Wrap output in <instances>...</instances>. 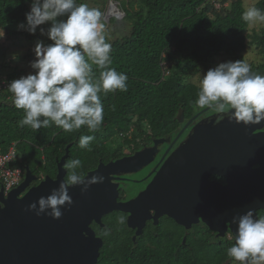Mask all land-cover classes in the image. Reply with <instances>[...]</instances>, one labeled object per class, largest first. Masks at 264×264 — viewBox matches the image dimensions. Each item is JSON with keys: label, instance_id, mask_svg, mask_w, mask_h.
<instances>
[{"label": "trees", "instance_id": "16d2710c", "mask_svg": "<svg viewBox=\"0 0 264 264\" xmlns=\"http://www.w3.org/2000/svg\"><path fill=\"white\" fill-rule=\"evenodd\" d=\"M30 3L31 0H0V26L9 35L31 40L37 35L39 41L52 43L40 34L39 28L30 34L14 27L26 20ZM108 3H103V15ZM254 6L264 9V0H256ZM121 8L125 12L123 19L104 23L107 34L110 26L119 21L130 25L127 35L106 36L112 44L111 67L127 74L128 90L101 93L104 121L98 131L88 132L82 127L65 133L54 124L38 131L21 128L18 121L23 118V110L14 106L10 91L0 92V149L7 151L16 144L20 163L28 164L33 173L55 177L69 144L66 162L79 158L86 175L100 161H109L122 155L124 149L138 146L139 139L173 137L184 123L181 115L186 121L201 110L195 101L202 75L220 62L244 60L250 36V24L241 19L246 10L244 0H127V7L121 3ZM261 32L264 34V23ZM254 34L259 33L250 37ZM93 71L98 78L100 69L93 65ZM17 75L25 76L22 70L15 69L0 74V78L13 79ZM81 134L96 137L91 151L78 146ZM260 214L264 216V210ZM117 217L118 213H114L105 220L111 234L105 238L97 264H224L229 259L226 249L234 243L228 235L217 237L202 222L185 229L165 217L158 226L147 228L135 244L126 223L118 224Z\"/></svg>", "mask_w": 264, "mask_h": 264}, {"label": "water", "instance_id": "95a60500", "mask_svg": "<svg viewBox=\"0 0 264 264\" xmlns=\"http://www.w3.org/2000/svg\"><path fill=\"white\" fill-rule=\"evenodd\" d=\"M216 120L195 124L147 187L128 202L118 201L115 176L136 172L149 164L158 144L170 139L159 138L152 148L109 163L100 162L85 177L103 175L105 181L92 185L83 194L82 186L70 187L74 203L62 208L60 219L47 214L37 216L26 209L41 196L50 195L66 178L64 164L70 144L58 162L56 177L47 175L33 185L38 177L25 164L23 182L7 194L4 187L0 190V264H97L104 240L90 224H102V217L116 210L129 214L128 225L136 229L134 239L143 233L148 220L158 224L162 216L172 218L185 229L202 222L217 237L224 238L228 232L234 235L237 225L230 224L234 216L250 209L259 216V210L264 209V157L256 146L259 135L251 134L254 125L237 124L226 114L219 124ZM244 139L248 141L247 148L240 153L236 147ZM227 156L232 158V164ZM211 173L223 175L226 183L210 180ZM231 261L229 258L224 264Z\"/></svg>", "mask_w": 264, "mask_h": 264}, {"label": "clouds", "instance_id": "9594fccd", "mask_svg": "<svg viewBox=\"0 0 264 264\" xmlns=\"http://www.w3.org/2000/svg\"><path fill=\"white\" fill-rule=\"evenodd\" d=\"M119 3L121 8L120 0ZM25 15L26 23H19L17 30L35 34L39 28L40 34L52 43L38 40L33 48L35 59L30 62L34 72L7 84L14 106L24 113L18 126L38 131L54 124L65 133L77 132L82 127L88 132L98 131L104 121L101 93L128 90L127 74L111 67L112 44L105 35L102 12L77 0H31L30 11ZM107 18L106 23L115 17ZM241 19L249 24L264 23V9L250 6ZM4 36L3 30L0 39ZM11 58L17 60L19 54L13 53ZM93 65L100 69L98 78ZM195 106L217 113V124L225 114L237 124H260L264 122V74L254 72L242 59L220 62L202 75ZM95 139L94 135L81 134L78 146L91 151ZM64 168L67 175L59 187L28 205L27 211L60 219L64 214L62 208H70L74 203L70 187L82 186L83 194L92 185L105 181L103 175L85 177L79 158L68 160ZM126 221L125 216L117 217L120 225ZM230 224L237 225L234 243L226 249L233 264H264V216L250 209L234 216ZM110 234L111 230L106 228L104 235Z\"/></svg>", "mask_w": 264, "mask_h": 264}, {"label": "flooded vegetation", "instance_id": "af4514ba", "mask_svg": "<svg viewBox=\"0 0 264 264\" xmlns=\"http://www.w3.org/2000/svg\"><path fill=\"white\" fill-rule=\"evenodd\" d=\"M3 30L6 33V29L4 27L0 26V32H3ZM257 33H259V32H257ZM251 35L252 34H250V36ZM250 36L247 39L248 46H247V48L243 54L244 55V61L251 65L252 70L254 72L264 74V34H262V32H260L259 34H254L252 36V38ZM215 66L216 65H214L213 67H215ZM213 67H211V68H213ZM217 118H218V114L212 112L209 109H201V110L197 111L194 115H192L186 121H184V116L181 115L180 121H182L184 123H183L182 127L180 128L179 132L176 135H174L173 137L170 135L160 136L157 138H153L150 141L148 139H145V140L139 139L138 140L139 145L135 146V148L124 149L122 155H120L118 157H113L109 161H106V162L100 161V162H104V163H109L112 160H117V159L125 157V156H132L135 153L143 150L144 148H152L154 146V141L156 139H159V138H163L165 140L170 139L169 141H165L164 143L158 144L155 152L152 155L153 160L149 164L141 167V169L136 171V172H131V173H127V174L126 173L125 174L119 173L115 176L117 178L114 181L118 183V191H119L118 201L119 202H128V201L134 199L135 197H137L138 194L141 193L147 187L148 183L152 180L155 173L160 168V166L163 164L165 159L170 155V153L173 150H175L180 145V143L182 141H184L186 139L190 130L192 129V127L195 124H197L198 122H200L202 120H216ZM189 122H190L189 126L186 129H184L185 126ZM254 127L255 128L253 129V132L251 134L253 136L255 134L259 135V137H257L258 139L256 142V146L259 147V150L264 157V122H261L260 124H256V125H254ZM183 129H184V131L181 133V131ZM176 137H178V139L176 140V142H174ZM247 142L248 141L246 139L242 140V142L240 143V145L241 144L242 145L240 147L237 146L236 150L237 151L240 150V153H241L243 150H245L247 148V146H246ZM229 149L232 150L231 147ZM234 156L235 155H233L232 157H234ZM162 159H163V161L161 162ZM232 162H233V160L231 158L230 164H232ZM258 166L259 165H254L253 167H258ZM36 176L38 178L34 181V184H38L40 180L45 178V176L43 177V176L38 175V174H36ZM209 179L213 180V181H218V182L223 183V184L226 183V177H224L223 175L218 174V173H211L209 176ZM261 210H264V209H261ZM114 213H118L119 216L122 214L121 216L127 217L126 225L128 227V231L131 233L132 241L135 244L138 242L139 237L143 235L144 231L147 228L152 229V225L158 226L163 218L168 217V216H162L160 218L158 224H155L153 220H148L144 229H143V233L138 235L137 238L134 239V236L136 234V229L132 228L128 225V215L129 214L126 212L116 210L110 214L103 216L102 217V224L97 223L96 221H92V223L90 224L91 227L95 230L96 235L101 237L104 240V244H105V238H106V236L104 235V231H105L104 229L107 227L105 220L106 221L109 220L112 217V214H114ZM259 216H261L260 210H259ZM228 236H230L232 239H234V235L231 232H228Z\"/></svg>", "mask_w": 264, "mask_h": 264}, {"label": "rangeland", "instance_id": "374dc122", "mask_svg": "<svg viewBox=\"0 0 264 264\" xmlns=\"http://www.w3.org/2000/svg\"><path fill=\"white\" fill-rule=\"evenodd\" d=\"M108 1L109 0H84V2L89 4L90 7H96L100 11L104 6L103 3H105L106 6ZM255 1L256 0H244L246 9L250 6H254ZM120 2L124 7H127V0H120ZM110 13H112V11H110ZM107 19L108 18L104 17L103 15V20L106 21ZM21 22L26 23V20H23ZM17 25L14 26L16 30ZM262 25L263 23L261 22L250 24L248 33H260L262 30ZM110 27L111 30L109 31V34L106 33V31L108 32V28L105 27V35L113 38H119L122 35H127L128 31L130 30V25L128 23L124 24V22L120 23V21L117 22L116 25ZM35 37L36 39L32 38L31 40L25 38V36L23 37L16 34L9 35L5 33L4 38L0 39V74L9 73L11 71H14L15 69L22 70L24 72V75H27L30 72H34V70L30 67V62L35 59L33 48L35 47L37 40H40L39 38H37V35H35ZM13 53L19 54V58L17 60H13L11 58ZM23 56L25 57L22 58ZM167 224L169 225L170 223L167 221Z\"/></svg>", "mask_w": 264, "mask_h": 264}, {"label": "built area", "instance_id": "2783aa9c", "mask_svg": "<svg viewBox=\"0 0 264 264\" xmlns=\"http://www.w3.org/2000/svg\"><path fill=\"white\" fill-rule=\"evenodd\" d=\"M119 4V0H109L104 17H109L108 15H110L117 19H122L125 12L119 7ZM111 9H113L112 13H110ZM19 78V75L13 79L0 78V92L3 89H7L8 83ZM12 95L9 98H12ZM20 162V152L16 144H12L7 151L0 149V190L4 187L5 194L17 187L24 179V168Z\"/></svg>", "mask_w": 264, "mask_h": 264}, {"label": "bare ground", "instance_id": "6f19581e", "mask_svg": "<svg viewBox=\"0 0 264 264\" xmlns=\"http://www.w3.org/2000/svg\"><path fill=\"white\" fill-rule=\"evenodd\" d=\"M111 11L113 12V9H111Z\"/></svg>", "mask_w": 264, "mask_h": 264}]
</instances>
